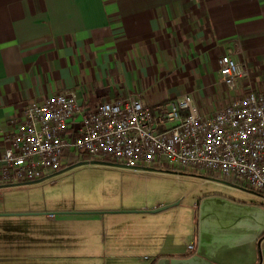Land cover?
<instances>
[{"label": "crops", "instance_id": "crops-1", "mask_svg": "<svg viewBox=\"0 0 264 264\" xmlns=\"http://www.w3.org/2000/svg\"><path fill=\"white\" fill-rule=\"evenodd\" d=\"M231 44L237 92L264 91V0H0V173L11 119L58 91L82 108L190 92L212 113L233 95L218 70ZM82 164L79 184L60 183L66 167L0 177V264H264V201L210 192L168 217L178 205L148 179L165 168Z\"/></svg>", "mask_w": 264, "mask_h": 264}, {"label": "built area", "instance_id": "built-area-1", "mask_svg": "<svg viewBox=\"0 0 264 264\" xmlns=\"http://www.w3.org/2000/svg\"><path fill=\"white\" fill-rule=\"evenodd\" d=\"M234 54L231 44L218 58L233 95L210 114L199 111L190 92L165 105L136 93L82 108L74 91H58L26 105L11 119L2 181H33L78 161L108 160L135 169H206L264 195V91L237 92L248 69Z\"/></svg>", "mask_w": 264, "mask_h": 264}, {"label": "rangeland", "instance_id": "rangeland-1", "mask_svg": "<svg viewBox=\"0 0 264 264\" xmlns=\"http://www.w3.org/2000/svg\"><path fill=\"white\" fill-rule=\"evenodd\" d=\"M74 158H77V156ZM165 169L168 171L161 175H152L148 179L150 183L164 190V193L170 198V203L178 205V207L166 209L164 213L168 217L178 216L185 218L186 212L194 207L195 200L204 193L220 192L228 194L236 200L253 203L264 201V195L251 190L245 183L239 182L235 183L236 187H229L226 184L217 182V179H222L221 174L218 172L190 167L174 168L169 166L168 168L165 167ZM64 171L65 175L67 172L68 175L60 183L79 184V181H75L76 176L85 172L86 166L85 164L74 165L65 168Z\"/></svg>", "mask_w": 264, "mask_h": 264}, {"label": "water", "instance_id": "water-1", "mask_svg": "<svg viewBox=\"0 0 264 264\" xmlns=\"http://www.w3.org/2000/svg\"><path fill=\"white\" fill-rule=\"evenodd\" d=\"M88 162H100V163H113V162H111V161H108V160H90V161H88V160H82V161H78V162H76V163H74V164H72V165H70V166H68V167H71V166H74V165H77V164H82V163H88ZM114 164H116V163H114ZM118 165H120V164H118ZM68 167H66V168H68ZM145 168H151V167H145ZM217 181H219V182H221V183H225V184H230V183H228V182H226V181H224V180H222V179H217ZM231 185V184H230ZM162 207H158V208H155L154 210L155 211H157V210H159V209H161ZM197 254H199L198 252H197ZM170 263V259L168 258V257H160L157 261H156V263L155 264H169Z\"/></svg>", "mask_w": 264, "mask_h": 264}, {"label": "trees", "instance_id": "trees-1", "mask_svg": "<svg viewBox=\"0 0 264 264\" xmlns=\"http://www.w3.org/2000/svg\"><path fill=\"white\" fill-rule=\"evenodd\" d=\"M165 168V167H164ZM161 169V168H160Z\"/></svg>", "mask_w": 264, "mask_h": 264}]
</instances>
